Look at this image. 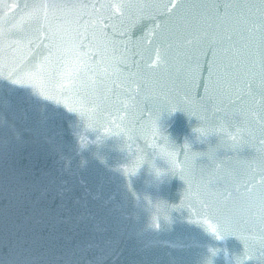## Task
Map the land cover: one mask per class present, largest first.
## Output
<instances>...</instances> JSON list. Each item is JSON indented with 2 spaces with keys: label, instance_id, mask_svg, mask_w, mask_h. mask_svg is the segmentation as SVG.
<instances>
[{
  "label": "water",
  "instance_id": "95a60500",
  "mask_svg": "<svg viewBox=\"0 0 264 264\" xmlns=\"http://www.w3.org/2000/svg\"><path fill=\"white\" fill-rule=\"evenodd\" d=\"M0 264H264V0H0Z\"/></svg>",
  "mask_w": 264,
  "mask_h": 264
}]
</instances>
